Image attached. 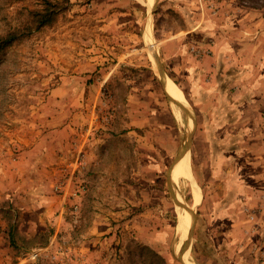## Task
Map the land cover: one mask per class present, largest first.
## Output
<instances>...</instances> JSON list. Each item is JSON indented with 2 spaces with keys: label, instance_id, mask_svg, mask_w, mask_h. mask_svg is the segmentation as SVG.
Here are the masks:
<instances>
[{
  "label": "rangeland",
  "instance_id": "rangeland-1",
  "mask_svg": "<svg viewBox=\"0 0 264 264\" xmlns=\"http://www.w3.org/2000/svg\"><path fill=\"white\" fill-rule=\"evenodd\" d=\"M12 33L0 200L22 256L264 264V0H0Z\"/></svg>",
  "mask_w": 264,
  "mask_h": 264
},
{
  "label": "crops",
  "instance_id": "crops-1",
  "mask_svg": "<svg viewBox=\"0 0 264 264\" xmlns=\"http://www.w3.org/2000/svg\"><path fill=\"white\" fill-rule=\"evenodd\" d=\"M168 77H169L168 75L165 76V88H166L167 92H168V90H167V84H168L167 79H168ZM173 93L175 95V98L173 96H171L168 92V94L171 96L172 99H174V101H177L181 107L183 105L182 108L191 112L188 108L189 105H188V101L186 99L185 91H183L182 96H178L175 92H173ZM176 111L179 115H181L179 110H176ZM187 150H189V154H190L189 145L183 150L181 158L179 159V161L174 166V170H175V168L179 162H180V166H181V162L183 161L182 158H185L186 155H188ZM190 160H191V156H190ZM192 173H193V171H192ZM0 201H1V205H0V264H31V263L36 264V258L30 259V258H25L24 256L21 255L24 251H26V248L23 246H19L17 244V242L15 241L16 224L15 223L10 224L5 219V197H3ZM219 210H220V212H218V213H220L221 216L223 215V217L229 215V212L231 211L228 209L223 210V208H220Z\"/></svg>",
  "mask_w": 264,
  "mask_h": 264
},
{
  "label": "trees",
  "instance_id": "trees-1",
  "mask_svg": "<svg viewBox=\"0 0 264 264\" xmlns=\"http://www.w3.org/2000/svg\"><path fill=\"white\" fill-rule=\"evenodd\" d=\"M47 4H50L51 2L47 1ZM57 13V10L54 8H50L47 7L45 11L42 12H36V16H38V18L36 17L35 22L37 23V29H40L41 27L45 26L46 24L50 23L53 18L54 15ZM16 37H18V34H10L8 37L5 38V40H1L0 41V49H2L4 46H7L9 44H11Z\"/></svg>",
  "mask_w": 264,
  "mask_h": 264
},
{
  "label": "bare ground",
  "instance_id": "bare-ground-1",
  "mask_svg": "<svg viewBox=\"0 0 264 264\" xmlns=\"http://www.w3.org/2000/svg\"><path fill=\"white\" fill-rule=\"evenodd\" d=\"M148 37V36H147ZM168 83V86H169V88L173 91V92H175L178 96H182L183 95V91L178 87V86H176L175 84H173V82H171V81H168L167 82ZM174 100V99H173ZM177 102V101H176ZM178 103V102H177ZM179 104V103H178ZM182 107H183V105H182ZM185 107V106H184ZM192 119V117L190 118V120ZM188 151V153H189V150H187Z\"/></svg>",
  "mask_w": 264,
  "mask_h": 264
},
{
  "label": "water",
  "instance_id": "water-1",
  "mask_svg": "<svg viewBox=\"0 0 264 264\" xmlns=\"http://www.w3.org/2000/svg\"><path fill=\"white\" fill-rule=\"evenodd\" d=\"M170 96V95H169ZM170 98H171V96H170ZM172 101L175 103V104H177V102L176 101H174L173 99H172ZM179 105V104H178ZM180 158H181V156H180ZM179 158V159H180ZM179 159H177V162L179 161Z\"/></svg>",
  "mask_w": 264,
  "mask_h": 264
}]
</instances>
